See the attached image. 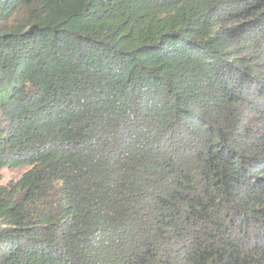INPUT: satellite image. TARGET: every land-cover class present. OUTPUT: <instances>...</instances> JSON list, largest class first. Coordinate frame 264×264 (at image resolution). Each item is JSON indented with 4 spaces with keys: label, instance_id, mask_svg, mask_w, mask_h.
Returning <instances> with one entry per match:
<instances>
[{
    "label": "trees",
    "instance_id": "16d2710c",
    "mask_svg": "<svg viewBox=\"0 0 264 264\" xmlns=\"http://www.w3.org/2000/svg\"><path fill=\"white\" fill-rule=\"evenodd\" d=\"M0 264H264V0H0Z\"/></svg>",
    "mask_w": 264,
    "mask_h": 264
},
{
    "label": "rangeland",
    "instance_id": "374dc122",
    "mask_svg": "<svg viewBox=\"0 0 264 264\" xmlns=\"http://www.w3.org/2000/svg\"><path fill=\"white\" fill-rule=\"evenodd\" d=\"M27 168L8 169L0 171V187H6L10 183L17 181Z\"/></svg>",
    "mask_w": 264,
    "mask_h": 264
}]
</instances>
